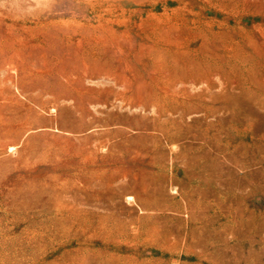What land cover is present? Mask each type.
Here are the masks:
<instances>
[{
  "label": "rangeland",
  "instance_id": "obj_1",
  "mask_svg": "<svg viewBox=\"0 0 264 264\" xmlns=\"http://www.w3.org/2000/svg\"><path fill=\"white\" fill-rule=\"evenodd\" d=\"M0 264H264V0H0Z\"/></svg>",
  "mask_w": 264,
  "mask_h": 264
}]
</instances>
